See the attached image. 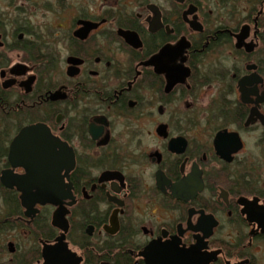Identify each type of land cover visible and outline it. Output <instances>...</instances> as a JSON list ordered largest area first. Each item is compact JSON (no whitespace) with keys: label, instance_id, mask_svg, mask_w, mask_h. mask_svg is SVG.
Returning a JSON list of instances; mask_svg holds the SVG:
<instances>
[{"label":"flooded vegetation","instance_id":"obj_1","mask_svg":"<svg viewBox=\"0 0 264 264\" xmlns=\"http://www.w3.org/2000/svg\"><path fill=\"white\" fill-rule=\"evenodd\" d=\"M0 264H264V0H0Z\"/></svg>","mask_w":264,"mask_h":264},{"label":"water","instance_id":"obj_2","mask_svg":"<svg viewBox=\"0 0 264 264\" xmlns=\"http://www.w3.org/2000/svg\"><path fill=\"white\" fill-rule=\"evenodd\" d=\"M158 58H159V56L156 57L151 62H148L149 65H154V66L157 67L158 63H156L157 62L156 60ZM186 72L187 73L185 74V76H188L189 75V73H188L189 71H186ZM168 81H169L168 82L169 85H171V86H173L175 84V82H177V80H175V78H173L172 75H168ZM39 128H34L35 132H36V136H37L36 137V141H38V139H40V140L42 139V137L40 135H38V132H37L39 130ZM40 130H42V129L40 128ZM26 136H27V134H26ZM219 137H220V135H219ZM218 143H220V142L218 141ZM39 149L41 151H43L44 153L45 152L47 153V151L45 150L44 147H39L38 146V150ZM48 149L50 150V146L49 145H48ZM48 164H50V163H48ZM52 169H53V167H52ZM51 176L53 177V174H51ZM43 180H44V178H43ZM2 181H3V183L6 186H8V185L18 186L19 190L23 193V195L21 197V199L23 201V205L25 207H27L29 214L32 213L33 207L36 204H38V203L41 204V205H45V204L48 205V203H50V204L58 206V204H61V200L65 197V196L62 197V195H61L58 200H55L57 193H56V191H53V193L51 194L52 196L51 195L49 197L36 196V197L33 198V195H32L31 192H29V191L27 192V190H24V187L30 185L31 182L33 181V178L32 177L30 178L29 176L22 177L20 179H16V178H14V177H12V176H10L8 174H5L3 179H2ZM52 183H53V181H52ZM43 184H44V181H43ZM65 214H66V212L63 209H58L56 211V213L54 214V216H53V226H56L58 228L60 227V229H63L64 231H67L68 230V224H67V222L65 220ZM27 215H28V213H27ZM63 240H64V238L61 239V241H63ZM61 247L64 248V249L66 248V246L64 244ZM67 256H68L67 259L69 260L70 257H72L73 255L70 256V253H67ZM44 258H46V254L45 253H44Z\"/></svg>","mask_w":264,"mask_h":264},{"label":"rangeland","instance_id":"obj_3","mask_svg":"<svg viewBox=\"0 0 264 264\" xmlns=\"http://www.w3.org/2000/svg\"><path fill=\"white\" fill-rule=\"evenodd\" d=\"M202 113V112H201ZM203 114V113H202Z\"/></svg>","mask_w":264,"mask_h":264}]
</instances>
